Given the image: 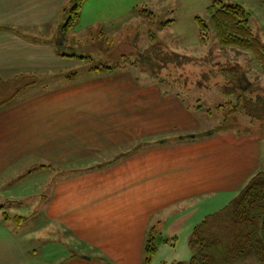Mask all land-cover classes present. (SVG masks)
I'll list each match as a JSON object with an SVG mask.
<instances>
[{
	"label": "crops",
	"instance_id": "1",
	"mask_svg": "<svg viewBox=\"0 0 264 264\" xmlns=\"http://www.w3.org/2000/svg\"><path fill=\"white\" fill-rule=\"evenodd\" d=\"M64 6L0 0V82L13 97L0 106V264H143L150 228L237 191L221 157L234 147L199 138L186 96L159 81L140 86L126 69L69 79L83 61L58 41Z\"/></svg>",
	"mask_w": 264,
	"mask_h": 264
},
{
	"label": "rangeland",
	"instance_id": "2",
	"mask_svg": "<svg viewBox=\"0 0 264 264\" xmlns=\"http://www.w3.org/2000/svg\"><path fill=\"white\" fill-rule=\"evenodd\" d=\"M74 1L65 0V10H69ZM212 1L91 0L87 3V0H83L79 18L81 23L89 25L83 31L76 32L78 19L75 26H72V23L64 32H60L68 39L67 50L79 56L91 57V60L83 58V63L74 65V72L69 79H81L93 75L96 69L85 68H90L93 64L116 63L117 67L113 68L114 70L126 69L131 72V76L140 86L151 81L154 83L159 81L163 85L162 90L180 92L186 96L187 103L195 110L192 111L196 123L200 125L198 137L227 140L225 143L234 147L228 155L221 154V157H227L223 163L235 164V167L234 165L231 167V173L236 181L233 186H239L237 191L232 194L233 190L230 189L233 188L225 185L230 187L226 189L230 190L228 193L223 195L217 192L213 196L209 193L202 197L200 204L191 208L192 210L183 216L185 218L180 220L164 218L161 222L162 231L156 229L157 251L151 264L179 262L188 264L191 257L189 242L193 227L206 215L220 210L237 194L250 176L259 170H264V122L254 120L252 114L248 113L250 109L254 112L252 105H255L250 98L264 97V73L252 55L247 54L246 56L249 57L246 59L245 56L234 59L233 47L220 48L212 31H209L205 44L200 42L194 17L198 15L208 22L207 7ZM222 1L239 3L245 7L249 12L252 31L264 42V0ZM61 17L59 25H63L66 20L64 15ZM114 19L116 20L112 21ZM140 53L143 54V58L139 57ZM103 67L101 70H113L105 68L104 65ZM243 74L245 78L242 85L249 86V94L245 95V99L250 100L251 104L243 100L248 107H243L244 110H238L233 117L224 120L228 108L222 106L216 109V105L226 101L236 102V96L240 92L230 90ZM115 79L116 83H119L118 78ZM11 87L0 82V106L11 102L13 98ZM90 103L93 104L91 100ZM140 125L138 118L139 129ZM222 150L224 149L221 144L219 147L217 144L212 147V151L217 155ZM236 178L243 180L239 182ZM217 185L218 190H222V184L217 182ZM4 198L6 195H0V201ZM17 198L20 200L21 197L17 196L15 199ZM39 199L42 201V196L35 195L28 200L26 197L22 201L33 207L35 202L37 205ZM0 204L5 203L0 202ZM185 206L188 208L189 205L185 204ZM10 210L7 208V211ZM201 216L202 219L199 220ZM153 222L159 224L155 220ZM163 238L168 239V243L163 242ZM67 247L75 251L70 243ZM227 264H264V261H260L254 252L249 250Z\"/></svg>",
	"mask_w": 264,
	"mask_h": 264
},
{
	"label": "trees",
	"instance_id": "3",
	"mask_svg": "<svg viewBox=\"0 0 264 264\" xmlns=\"http://www.w3.org/2000/svg\"><path fill=\"white\" fill-rule=\"evenodd\" d=\"M82 2L83 0H75L69 10H65L66 6L62 8L61 15H64L66 20L63 25H58L59 42L66 39L60 32H64L72 23V26H75V22L79 19ZM207 13L208 22L198 15L194 17L198 26L200 42L205 44L209 37V31H212L220 48L233 47L234 59L244 56L246 59L252 55L264 73V42L258 34L252 31L248 10L239 3L213 0L207 7ZM247 54L249 56H246ZM67 55L80 60L83 58L91 60L90 56L83 57L72 52ZM139 57L143 58V54L140 53ZM103 65L105 64H93L89 69L100 70L104 68ZM115 67L117 64L113 63L105 68L113 69ZM240 77L230 90L231 92H240L236 96V102L226 101L221 105H216V109L222 106L225 109L228 108L227 114H224V120H227L229 117H233L236 111L248 107V104L245 103L253 100L255 105L252 106H254L255 113L252 109L248 110V113L252 114L254 120L264 122V97L256 96L250 100L245 99V95L249 94V86L242 85L245 74ZM17 218H22V216H17ZM157 239L158 232L155 228H150L144 243L143 264H151L157 251ZM189 247L191 257L188 264H227L249 250H252L260 261H264V170H259L250 176L229 202L220 210L206 215L193 227ZM97 258L104 260L106 264H113L103 255Z\"/></svg>",
	"mask_w": 264,
	"mask_h": 264
}]
</instances>
